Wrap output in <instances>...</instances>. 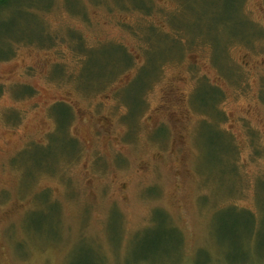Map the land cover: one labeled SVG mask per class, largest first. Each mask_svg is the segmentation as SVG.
<instances>
[{
  "label": "rangeland",
  "instance_id": "374dc122",
  "mask_svg": "<svg viewBox=\"0 0 264 264\" xmlns=\"http://www.w3.org/2000/svg\"><path fill=\"white\" fill-rule=\"evenodd\" d=\"M0 264H264V0H11Z\"/></svg>",
  "mask_w": 264,
  "mask_h": 264
},
{
  "label": "trees",
  "instance_id": "16d2710c",
  "mask_svg": "<svg viewBox=\"0 0 264 264\" xmlns=\"http://www.w3.org/2000/svg\"><path fill=\"white\" fill-rule=\"evenodd\" d=\"M10 2H11V0H0V14L8 11ZM141 9H143V8H141Z\"/></svg>",
  "mask_w": 264,
  "mask_h": 264
}]
</instances>
